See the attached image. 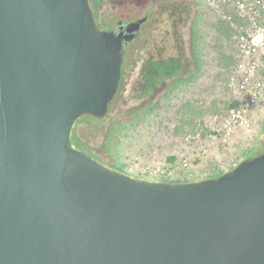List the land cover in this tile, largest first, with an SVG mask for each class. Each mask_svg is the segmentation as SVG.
Masks as SVG:
<instances>
[{
	"label": "water",
	"instance_id": "water-1",
	"mask_svg": "<svg viewBox=\"0 0 264 264\" xmlns=\"http://www.w3.org/2000/svg\"><path fill=\"white\" fill-rule=\"evenodd\" d=\"M129 38L91 0H0V264H264V151L171 181L76 144Z\"/></svg>",
	"mask_w": 264,
	"mask_h": 264
},
{
	"label": "rangeland",
	"instance_id": "rangeland-1",
	"mask_svg": "<svg viewBox=\"0 0 264 264\" xmlns=\"http://www.w3.org/2000/svg\"><path fill=\"white\" fill-rule=\"evenodd\" d=\"M103 1L104 7L114 4V0ZM187 1L205 11L212 7L211 14L204 16V20L210 18L218 25L216 40L211 42H214L212 51L216 52L213 62H221L224 59L223 33H227L228 42H232L235 31L231 23L239 22L229 18V14L235 16V7L227 12L223 0ZM212 88L211 96L207 94L206 99L202 97L192 102L188 97L180 98L175 94L163 100L162 106L155 105L147 114L126 118H123L124 113L138 107L141 101L124 97L105 121L81 122L76 130L77 143L99 155L102 161L138 175L149 176L130 170L127 165L129 150L126 147L130 137L134 141L130 144L131 149L139 151L138 159L149 160L163 168L171 164L177 166V178L172 180L212 177L230 170L242 159L253 157L264 149V96L248 115L234 123L228 115L234 103L223 98V94L218 95L215 83ZM204 99L207 102H203ZM159 107L165 108L162 115ZM187 136H191V142L186 140ZM180 139L184 140L183 145L178 143Z\"/></svg>",
	"mask_w": 264,
	"mask_h": 264
},
{
	"label": "flooded vegetation",
	"instance_id": "flooded-vegetation-1",
	"mask_svg": "<svg viewBox=\"0 0 264 264\" xmlns=\"http://www.w3.org/2000/svg\"><path fill=\"white\" fill-rule=\"evenodd\" d=\"M91 1L103 28L130 38L123 39L121 78L108 111L103 117L78 120L74 128L78 146L84 148L77 143V126L83 121H105L124 97L141 101L138 107L124 113L126 118L147 114L155 105L162 106L163 100L180 95L178 92H182L181 97L188 93L192 102L211 95L212 78L218 74L211 42L216 40L218 25L206 18L212 7L205 11L187 0H114L108 7H104L103 0ZM224 24L227 26V21ZM226 34L222 43L227 40Z\"/></svg>",
	"mask_w": 264,
	"mask_h": 264
},
{
	"label": "built area",
	"instance_id": "built-area-1",
	"mask_svg": "<svg viewBox=\"0 0 264 264\" xmlns=\"http://www.w3.org/2000/svg\"><path fill=\"white\" fill-rule=\"evenodd\" d=\"M222 3L227 12L235 7V16L229 14V18L239 22L231 23L235 34L232 42H224V59L214 63L218 74L212 78V82L216 84L218 95L223 94V98L234 103L228 115L236 123L248 115L264 96V0H223ZM187 97L192 100L188 93ZM164 110L160 108L158 111L162 115ZM190 137H186L188 142H191ZM133 143L130 137L126 147L129 150L126 156L129 157L127 165L130 170H138L162 180L177 178V166L171 164L163 168L149 160L138 159L139 151L130 147ZM178 143L183 145L184 140L180 139Z\"/></svg>",
	"mask_w": 264,
	"mask_h": 264
},
{
	"label": "trees",
	"instance_id": "trees-1",
	"mask_svg": "<svg viewBox=\"0 0 264 264\" xmlns=\"http://www.w3.org/2000/svg\"><path fill=\"white\" fill-rule=\"evenodd\" d=\"M263 151H264V149H262L261 151H259V153H261V152H263ZM259 153H258V154H259ZM170 159L173 160L174 157H171ZM219 174H221V173H219ZM219 174H217V175H219ZM217 175H213V176H217ZM171 181H178V180H171Z\"/></svg>",
	"mask_w": 264,
	"mask_h": 264
}]
</instances>
